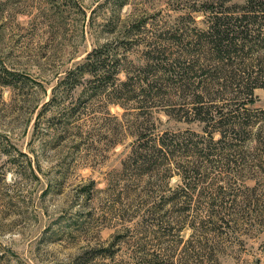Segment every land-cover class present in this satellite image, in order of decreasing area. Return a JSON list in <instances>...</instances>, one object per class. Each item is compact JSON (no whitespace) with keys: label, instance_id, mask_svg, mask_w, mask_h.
Segmentation results:
<instances>
[{"label":"rangeland","instance_id":"rangeland-1","mask_svg":"<svg viewBox=\"0 0 264 264\" xmlns=\"http://www.w3.org/2000/svg\"><path fill=\"white\" fill-rule=\"evenodd\" d=\"M245 1L0 0V264H264V18L246 115L242 61L202 39ZM94 50L101 81L77 70ZM236 109L250 131L221 144ZM161 140L181 147L130 167Z\"/></svg>","mask_w":264,"mask_h":264},{"label":"trees","instance_id":"trees-1","mask_svg":"<svg viewBox=\"0 0 264 264\" xmlns=\"http://www.w3.org/2000/svg\"><path fill=\"white\" fill-rule=\"evenodd\" d=\"M205 5H208L209 10L213 11L214 7L216 6H223L225 3V0H205L203 2ZM202 3V4H203ZM206 11V10H205ZM243 14L238 17L237 20H231L227 17H224L222 12H219L220 14L215 13L212 16H209L208 22H207V30L204 33L203 36V42L204 46L208 47L209 50L214 55L212 61L215 64H223L224 62H230L231 65L232 61L237 60L240 58L242 61V64L233 66L236 72L233 75H230V81L236 80L235 76L237 75V72H241L242 74L246 75L245 80V88L244 91L238 92L245 93L248 95L249 99L247 102L242 104L241 108L244 113V115L247 114V109L245 108V104L251 103L252 99H250L253 95L254 89L258 88V85L254 82L253 79H251L252 74L255 72L256 64L248 63V57L251 55L252 48L254 46V43L257 42V39L262 37L261 31L262 26L259 20L264 18V0H246L244 4V10ZM252 27L254 29H252ZM199 41V39H198ZM176 43V42H175ZM152 51V50H150ZM154 53V52H153ZM151 52H146V65L149 63L150 59H152ZM248 54L247 58H241L240 54ZM97 52L94 50L87 54V56L84 59L83 65L79 66L77 70L82 73L83 70L87 71L89 75L96 77L97 79L103 80L104 74L101 72H98L99 69H103L102 63H98L100 61V56L96 55ZM108 59V57H107ZM115 64L120 63L119 60L113 61ZM246 63V64H243ZM116 64V65H117ZM176 64V59L173 61V64L170 66ZM115 65V66H116ZM245 65V66H244ZM105 66V65H104ZM192 68V66H188V68H184L183 74L179 76V78L183 75L186 76L188 71ZM82 70V71H81ZM101 73V75H100ZM72 74V73H71ZM128 75V74H127ZM188 76V75H187ZM186 76V77H187ZM255 79V78H254ZM143 80V79H142ZM180 80V79H179ZM114 81V78H113ZM133 78L129 77L127 82L121 83L116 87L113 86V93L120 97L127 91V87L132 83ZM215 80L211 79L210 83H213ZM209 83V84H210ZM6 84V83H4ZM113 85H115L113 83ZM232 85V84H231ZM239 86V85H238ZM151 89V87H150ZM198 90H207L206 86H199L197 88ZM202 94H197L198 99H202ZM220 99H223L221 97ZM198 100L196 102V106H194L197 117H200L202 115V110L204 109L202 106V103ZM119 100L112 101L113 104H118ZM240 110H227V113L225 114L226 117L223 119H220L219 121V128H216L213 132H217L220 136L219 140L222 144L224 140H227V138L233 137L237 138L240 135H247V133L250 131L248 124L241 123L238 112ZM207 113V110H206ZM240 113V112H239ZM221 114V113H220ZM201 119V118H200ZM202 121H205V118H202ZM212 132V133H213ZM211 133V134H212ZM210 134V138H212ZM161 145L158 146V148H143V144L140 145V147L136 150H134L129 158L130 161V167L134 166L135 170L142 169L143 167H146L144 170L145 174L153 172L154 169V163L157 161V159H160L161 156H163V149H167L170 151L171 155L175 153L181 146V144H172L171 142L165 143L163 140H161ZM144 149V150H143ZM185 149H187V146H185ZM163 159V158H162ZM162 164V163H161ZM153 168V169H152ZM159 167H156V169ZM188 171V170H187ZM188 172H185V177L188 178ZM212 205H210V208Z\"/></svg>","mask_w":264,"mask_h":264}]
</instances>
